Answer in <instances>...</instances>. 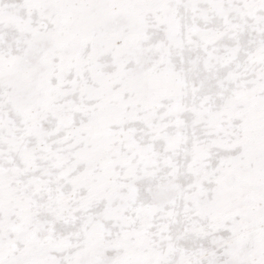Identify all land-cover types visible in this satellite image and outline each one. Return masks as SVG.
<instances>
[{
    "label": "snow or ice",
    "instance_id": "snow-or-ice-1",
    "mask_svg": "<svg viewBox=\"0 0 264 264\" xmlns=\"http://www.w3.org/2000/svg\"><path fill=\"white\" fill-rule=\"evenodd\" d=\"M0 264H264V0H0Z\"/></svg>",
    "mask_w": 264,
    "mask_h": 264
}]
</instances>
